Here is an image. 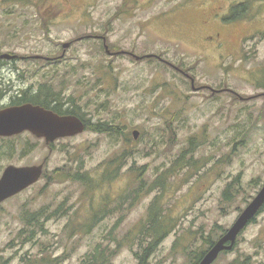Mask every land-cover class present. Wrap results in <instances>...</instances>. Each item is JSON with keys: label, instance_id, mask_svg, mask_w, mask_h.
Wrapping results in <instances>:
<instances>
[{"label": "rangeland", "instance_id": "rangeland-1", "mask_svg": "<svg viewBox=\"0 0 264 264\" xmlns=\"http://www.w3.org/2000/svg\"><path fill=\"white\" fill-rule=\"evenodd\" d=\"M58 5L0 0V53L20 57L0 59V69L16 87L34 84L41 99H60L63 111L109 122L131 141L86 124L48 143L0 137V177L9 165H44L0 205V264H87L96 248L110 253L96 264H141L145 254V264H194L264 184V0H73L71 16L55 18ZM217 31L222 47L205 39ZM87 34L135 56L108 53L95 38L69 47ZM62 42L65 60L36 59ZM16 70L29 74L20 81ZM115 157L118 177L92 192L71 178H102ZM239 235L216 264H243L264 249V212Z\"/></svg>", "mask_w": 264, "mask_h": 264}, {"label": "water", "instance_id": "water-1", "mask_svg": "<svg viewBox=\"0 0 264 264\" xmlns=\"http://www.w3.org/2000/svg\"><path fill=\"white\" fill-rule=\"evenodd\" d=\"M1 57L12 59L15 56L4 53ZM85 128L84 121L78 116L60 115L40 105L24 104L0 110V136H12L31 131L38 137H44L48 143L60 137L82 133ZM140 134L138 129L132 132L134 139H139ZM43 173V164L7 166L0 177V205L36 183ZM263 206L264 184L235 223L206 253L199 264H212L222 251L233 249L239 234L256 217Z\"/></svg>", "mask_w": 264, "mask_h": 264}, {"label": "flooded vegetation", "instance_id": "flooded-vegetation-1", "mask_svg": "<svg viewBox=\"0 0 264 264\" xmlns=\"http://www.w3.org/2000/svg\"><path fill=\"white\" fill-rule=\"evenodd\" d=\"M72 1L73 0H63L64 5H58L59 8L56 11L55 18L59 17L62 13L65 14L64 15L65 17L69 18L71 16L70 15L71 11L69 10V7H70V4L72 3ZM135 1L137 2V0H135ZM154 1L155 0H148V2H152V3ZM161 17L168 18L169 14H163ZM70 22L71 21H67L66 24H70ZM204 22H206V20H204ZM86 38H95V39L101 41L103 43V45L105 46V49H106V51L108 53H111V54H130L132 56H135L134 52H131V51H128V50H124V49H119L118 46H116V47L113 46V47L109 48L108 45H107V43H108V36L107 35H99V34L82 35V36L77 37L73 41L69 42V47L71 48L73 46V44L75 43V41L85 40ZM207 38H211L212 40H215L216 42H218L217 47H222L224 42H225L224 38H222V36H221V32H219V31L215 32L213 35L206 36L205 39H207ZM67 43L68 42L60 43V45H58L57 51L55 52L54 56L38 55L39 57H36V59L41 58V59L47 60L49 62H58V61H61V60H65L66 57H67V54H68V49H69V48H66ZM2 54H4V53H0V59H3L1 57ZM11 55H14L15 57L12 58V59L5 58L3 60H7L9 62H7V61H5V62L10 63V61H16L17 59L20 58L16 54H11ZM3 71H4V69H0V110L1 109H5V108H9V107L20 106V105H24V104H33V105L42 106L41 105L42 101H46L49 104H50V101H51L52 104H50V105H53L54 103H56L55 99L51 98L50 95H48L49 97L47 99H46L47 95L44 97V99H41L42 98L41 91H39L38 89L34 90V87H35L34 84L29 86V88H27V86L16 87L15 84H14V80L7 79ZM7 71H11V70L8 69ZM16 72H17V76L19 77L18 80H20V81H24L22 78L26 77L29 74V72H28V74H26L25 70H22V71L16 70ZM7 84L9 85V89L7 88ZM215 91L216 92H221V91H223V89H215ZM43 107H45V106H43ZM45 108H47V107H45ZM48 109H50V108H48ZM56 113H58V112H56ZM58 114H60V113H58ZM60 115H65V114H60ZM25 133L33 134L31 131H24V132H22L20 134H16V135H22V134H25ZM16 135L0 136V137H13V136H16ZM22 166H31V165H22ZM225 194H227V193H225ZM252 199H250V200L252 201ZM250 200H248L249 202L247 203V205L251 202ZM243 210H241L240 214L242 213ZM263 212H264V206L261 208V210L258 212L256 217H254L249 224H252L253 222H256L257 221V217ZM240 214H239V216H240ZM249 224H248V226H249ZM248 226H246V228ZM227 231L228 230L224 231L221 234V236L216 241H211L210 243H208V246L206 248L205 254L202 253L199 256V259L197 261H195L194 264H199L202 261V259L204 258V256L206 255V253L214 246V244ZM242 232H243V230H242ZM239 236L237 238L236 244L238 242ZM236 244L233 247V249L236 247ZM233 249H231V250H233ZM231 250L222 251L219 254V256L217 257V259L212 264H216V261L218 260V258L220 257L221 254L226 253L227 251L230 252ZM260 257H264V249H260V251H259V253L257 255L251 256V258L247 262H243V264H264V258L260 259ZM231 264H235V263L233 262Z\"/></svg>", "mask_w": 264, "mask_h": 264}, {"label": "trees", "instance_id": "trees-1", "mask_svg": "<svg viewBox=\"0 0 264 264\" xmlns=\"http://www.w3.org/2000/svg\"><path fill=\"white\" fill-rule=\"evenodd\" d=\"M247 5L248 4H242L240 6H243L244 8H246ZM48 97L49 96L47 95L46 99ZM55 101H56V103H54V105H50V104H52L51 101H50V104L48 102H46V101H42L41 105L45 106L47 108H50V109H52V110H54V111H56V112H58L60 114L76 115V116H78L79 118H81L84 121L86 126L89 125V122L86 121L83 118L84 116H81L77 111H63V104L61 103L60 99H55ZM89 126H90L91 129L99 131V132H106V133H109V134L119 133V134H121L120 135L121 136L120 139H122V136H123L124 139H126L128 141H131V136H127V134H125L119 127L113 126L109 122H99L97 124H93V125H89ZM121 158L122 157H115V158H112V159L109 160L108 165L106 167V170H105L102 178H97V177H95L93 175H90L88 173H81V172L75 173L73 176H71V178H73L74 180L82 183L85 186L86 190H88V191L90 190V192H92L93 188H95V187L97 188L98 187V183L100 181H110L111 182V181H113L114 179H116L118 177V174H119V171H120V159ZM56 173L60 177H62L61 175L64 172H56ZM64 179H70V178L67 176L65 178H62V180H64ZM131 182H132L131 184H135L133 180H131ZM161 182H158V183H161ZM101 183L102 182H100V184ZM136 194H134V196ZM120 199H122V198H120ZM109 202H110V200H106L104 202L105 206H108ZM150 220L153 221L155 219L151 218ZM25 221H26V223L28 225L32 224V220H30V219H27ZM158 223H163V222H158ZM167 225L168 224H164L162 229H166ZM153 229H155V228L153 227ZM27 234L30 235L29 233H27ZM203 254H205V253L203 252ZM146 256H147L146 254L144 256H142V258H141L142 263L141 264H145ZM109 257H110V253L107 252V250L104 251V250H101L100 248H96L95 251L92 254L89 255V258H88L89 262H87L86 260L85 261L87 262V264H96L99 260H101V261L102 260H106L108 262L109 261ZM198 259H199V256H198L197 260Z\"/></svg>", "mask_w": 264, "mask_h": 264}]
</instances>
